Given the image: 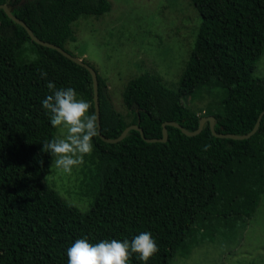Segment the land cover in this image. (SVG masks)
<instances>
[{
	"label": "trees",
	"instance_id": "1",
	"mask_svg": "<svg viewBox=\"0 0 264 264\" xmlns=\"http://www.w3.org/2000/svg\"><path fill=\"white\" fill-rule=\"evenodd\" d=\"M1 3L10 4L38 37L66 50L77 40L76 21L112 10L111 0ZM189 3L201 20L182 19L193 30L192 49L174 87L159 70L131 74L122 82L120 110L98 73L101 134L116 138L137 123L147 137H162L163 122L196 130L204 115L216 118L219 133L253 129L264 110V76H254L264 53V0ZM0 19V264H67L66 249L80 236L130 240L140 231L152 232L158 251L147 260L133 253L128 264H170L207 240L228 238L229 230L235 233L253 217L264 193V115L246 139L216 136L210 121L192 136L167 125L166 142L146 141L137 129L117 142L98 133L74 175L79 184L65 197L72 176H50L55 156L42 151V142L60 129L41 105L50 90L40 71L58 88L74 87L95 112L92 74L37 43L3 8ZM156 43L164 46V38ZM174 67L180 70V63ZM206 93L213 95L199 114L189 99Z\"/></svg>",
	"mask_w": 264,
	"mask_h": 264
},
{
	"label": "rangeland",
	"instance_id": "2",
	"mask_svg": "<svg viewBox=\"0 0 264 264\" xmlns=\"http://www.w3.org/2000/svg\"><path fill=\"white\" fill-rule=\"evenodd\" d=\"M111 2L112 10L100 18L88 16L74 23L77 40L68 41L66 48L106 78L114 104L122 110V82L141 70H159L163 81L170 87L175 86L192 49L193 30L183 26L182 19L187 16L191 19L190 24H197L201 16L192 9L189 0ZM159 37L164 38V46L157 45ZM177 63H180V70L174 67ZM137 65L142 68L138 69ZM121 70L127 72L121 75ZM254 76H264V53ZM212 95L206 93L189 101L192 107L199 108V114H203L202 108ZM81 167L82 164L74 166L68 172L72 179H67L63 189L65 197L71 196V191L79 184L74 175ZM63 172L54 166L50 176ZM74 201L87 207V203L79 198ZM235 230V233L229 230L228 238L220 236L203 242L186 257L175 256L170 264H264V193L253 217Z\"/></svg>",
	"mask_w": 264,
	"mask_h": 264
},
{
	"label": "clouds",
	"instance_id": "3",
	"mask_svg": "<svg viewBox=\"0 0 264 264\" xmlns=\"http://www.w3.org/2000/svg\"><path fill=\"white\" fill-rule=\"evenodd\" d=\"M40 76L45 78L50 90L41 99V105L49 116L50 124L60 129V135L42 142V151L55 156L54 165L57 170L70 172L74 166L83 164L85 154L92 152L93 137L99 133L98 117L94 111H89L91 101L78 96L74 87L58 88L53 80L47 79L48 73L44 70L40 71ZM208 147L210 145H204L205 149ZM158 248L151 231H140L130 240L105 238L94 242L87 236H80L66 249L67 264H128L133 253L147 260Z\"/></svg>",
	"mask_w": 264,
	"mask_h": 264
},
{
	"label": "water",
	"instance_id": "4",
	"mask_svg": "<svg viewBox=\"0 0 264 264\" xmlns=\"http://www.w3.org/2000/svg\"><path fill=\"white\" fill-rule=\"evenodd\" d=\"M0 8H3L6 11V13L13 20H15L19 24L23 25L27 29V31H28L29 35L31 36V38L33 40H35L37 43H40L42 45L49 46V47H52V48H55V49L59 50L65 56H67L68 58L72 59L73 61L79 63L80 65H83L84 67H86L90 71V73L92 74V80H93L94 105H95V112H96L97 117H98L99 134H100L101 138L103 140L107 141V142H117V141L123 139L127 135L128 131L130 129H137V130H139L141 132L143 138L146 141H149V142H156V141L165 142V141L168 140V137H169V132H168L167 125L176 126V127L180 128L187 135H195V134H198V133H200L202 131L203 126H204V123L207 120L210 121V126L212 128L213 133L216 136H220V137H229V138H234V139L249 138L259 128L261 118H262V116L264 114V110L260 113V115L258 117V120H257L254 128L251 131H249L248 133H245V134L223 133V132L219 133V132H217L215 130V122H216L215 117L214 116H204V117H202L200 119V121H199V127L196 130H189L184 125L180 124L177 121H165V122H163V130H162L163 131V135L160 138L159 137H147L144 134V129L141 126H139L137 123H134V124H131V125L127 126L126 129L121 133V135H119L116 138L106 137L105 135L101 134V131H100V129H101V120H100V101H99V79H98V72H97V70L91 64H89L88 62H86L83 58H81V57H79L77 55H74V54L70 53L68 50H66L65 48L61 47L60 45H57V44H55L53 42L46 41V40L38 37L35 34V32L33 31V29L27 24V22L25 20H23L22 18H20L19 16L15 15L13 13V8H12V6L10 4H8V3H1L0 4ZM0 24H1V19H0Z\"/></svg>",
	"mask_w": 264,
	"mask_h": 264
}]
</instances>
